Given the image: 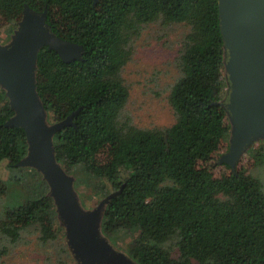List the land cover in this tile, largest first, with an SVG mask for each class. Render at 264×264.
<instances>
[{
  "label": "trees",
  "instance_id": "1",
  "mask_svg": "<svg viewBox=\"0 0 264 264\" xmlns=\"http://www.w3.org/2000/svg\"><path fill=\"white\" fill-rule=\"evenodd\" d=\"M25 4L47 9L52 30L85 48L82 60L65 62L43 47L37 91L50 122L78 112L75 125L54 137L65 170L89 175L97 196L124 185L101 223L111 242L138 264H264V188L251 172L264 166V140L235 171L219 162L230 149L232 124L220 103L229 81L218 0H0V33L18 27ZM156 21L188 31L170 94L175 121L141 128L123 118L130 92L121 72L134 39ZM14 114L0 86V163L7 160L17 173L0 177V195L18 199L0 209V261L25 233L43 245L64 236L43 175L16 166L29 144L23 128L5 126Z\"/></svg>",
  "mask_w": 264,
  "mask_h": 264
},
{
  "label": "water",
  "instance_id": "2",
  "mask_svg": "<svg viewBox=\"0 0 264 264\" xmlns=\"http://www.w3.org/2000/svg\"><path fill=\"white\" fill-rule=\"evenodd\" d=\"M218 2L229 81L227 96L220 103L226 107L232 124L230 149L219 162L230 164L235 171L242 155L255 142L264 140V0ZM47 15V9L37 12L25 4L24 16L11 41L0 44V86L15 111L5 126L23 128L29 144L28 154L16 166L32 167L47 181L67 242L79 264H138L101 229L107 205L124 185L86 209L75 189L74 177L57 159L54 137L61 129L75 125L78 112L50 122L37 91L38 55L48 47L65 62H71L82 60L85 48L54 32Z\"/></svg>",
  "mask_w": 264,
  "mask_h": 264
},
{
  "label": "rangeland",
  "instance_id": "3",
  "mask_svg": "<svg viewBox=\"0 0 264 264\" xmlns=\"http://www.w3.org/2000/svg\"><path fill=\"white\" fill-rule=\"evenodd\" d=\"M14 31L11 32L8 27L2 29L0 44L9 43ZM187 31L188 28L182 24L166 26L156 21L145 25L134 39L132 57L121 72L130 92L123 111L124 120L129 119L141 128H163L174 123L175 112L170 102V94L181 75L178 57L182 48L181 42ZM251 172L262 180L264 188V166L259 165ZM15 174L17 173L8 165L7 160L0 163L2 179L9 180ZM69 174L74 177L75 189L86 209L95 207L104 198L94 193V182L85 172L74 171ZM0 200V209H3L6 201L18 199L8 191L0 195ZM60 225L64 228L63 241L59 239L55 243L43 245L35 233H25L18 245L3 257L0 264H79L67 242L66 229L61 222ZM171 251L173 256L178 257V248L173 244Z\"/></svg>",
  "mask_w": 264,
  "mask_h": 264
}]
</instances>
